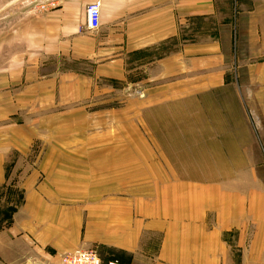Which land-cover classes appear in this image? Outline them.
<instances>
[{"label":"crops","instance_id":"1","mask_svg":"<svg viewBox=\"0 0 264 264\" xmlns=\"http://www.w3.org/2000/svg\"><path fill=\"white\" fill-rule=\"evenodd\" d=\"M94 1L53 0L13 30L20 80L142 86L144 104L166 108L155 118L164 143L148 130L150 143L134 146L147 160L101 145V159L83 163L93 171L26 187L0 227V264H61L72 251L124 264H264V0H98L91 30Z\"/></svg>","mask_w":264,"mask_h":264},{"label":"rangeland","instance_id":"2","mask_svg":"<svg viewBox=\"0 0 264 264\" xmlns=\"http://www.w3.org/2000/svg\"><path fill=\"white\" fill-rule=\"evenodd\" d=\"M35 11V0H0V172L6 178L0 190V227L20 207L26 187L52 178L67 183L93 171L83 163L99 161L101 145L119 144L125 159L135 155L147 160L148 154L134 146L150 143L148 130L157 131L152 139L164 143L159 131L165 122L155 118L166 108L144 104L142 86L100 78L90 80L89 88L57 82L55 89H44L20 80L23 73L12 62L22 49L12 33ZM64 67L91 76L90 66ZM116 131H121L119 138Z\"/></svg>","mask_w":264,"mask_h":264},{"label":"built area","instance_id":"3","mask_svg":"<svg viewBox=\"0 0 264 264\" xmlns=\"http://www.w3.org/2000/svg\"><path fill=\"white\" fill-rule=\"evenodd\" d=\"M53 6V0H35V10L45 11ZM89 28L96 30L100 24V2L98 0L87 5ZM61 264H124L116 259L103 261L94 251H72L61 256Z\"/></svg>","mask_w":264,"mask_h":264}]
</instances>
